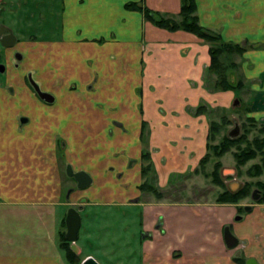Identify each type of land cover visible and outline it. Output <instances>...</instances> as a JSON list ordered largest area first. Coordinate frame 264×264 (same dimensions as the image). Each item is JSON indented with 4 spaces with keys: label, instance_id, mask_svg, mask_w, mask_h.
Wrapping results in <instances>:
<instances>
[{
    "label": "crops",
    "instance_id": "crops-1",
    "mask_svg": "<svg viewBox=\"0 0 264 264\" xmlns=\"http://www.w3.org/2000/svg\"><path fill=\"white\" fill-rule=\"evenodd\" d=\"M144 1L155 12L177 14L180 11V0ZM127 2L60 0L61 12L57 15L55 8L58 0H0L2 18L8 16L6 18L10 22V25L4 26L16 37V44L11 49L17 48L8 54L15 56V51H23L27 55L26 60L21 56L20 61L24 64L15 68L8 62L5 72L0 74V264H64L55 244L54 226L58 212V165L55 163L53 137L55 139L58 135V118H32L29 122L22 118L30 111L26 106L53 108L56 103L53 95L56 97L62 93L64 81H60V78L65 76L58 69L59 47L74 52L75 47L81 46L83 57L92 63L115 64L113 74L112 71L104 73L102 70L98 77L101 90L106 94L114 93V106L137 105L133 95L138 80L133 83V79H138L137 65L140 61L145 66V86L154 87L155 96H161L159 98L164 102V106H142V113L135 108L131 110L130 118L127 113L120 114L122 121H128L132 128L129 134L125 133L121 138V143L129 146L125 152L124 146L120 147L119 175L127 172L129 176L139 174L142 121L150 128L151 160L159 175L160 187L174 171L181 172L187 167L196 166L204 153L205 124L201 118L187 115L184 109L187 105L186 95H192L193 100L195 95L198 94L199 98L203 92L202 75L209 62L207 46L192 34L182 31L172 33L154 27L145 22L138 12L126 10L124 5ZM196 3L200 24L218 31L224 42L264 45V0H196ZM44 25L59 27L61 39L49 36V39L41 40L43 33H40L34 35L37 39L22 40L14 32L18 26L35 27L33 29L39 31V26ZM73 55L62 57L66 83L73 79L69 71V64L74 62ZM243 59L245 78H256L259 83L250 88L258 89L257 94L264 93V49L248 50L243 54ZM124 63H131L133 69L117 71L119 64L123 66ZM31 70L34 71L32 79H38L43 92L53 97L52 103L42 101L29 85L27 76ZM90 76L88 72L86 82H89ZM44 77L51 80L50 92L47 88L49 83L44 81ZM192 82L198 83V86L192 87ZM106 87L113 90L108 91ZM223 95L228 96L230 92ZM62 108L60 110L64 111ZM258 114L264 117V112ZM105 150L100 155L111 154ZM75 157L72 153L71 158ZM102 157L98 162L105 165L113 159ZM131 159L135 164L132 172L126 170ZM113 160L115 162L111 163H117ZM127 178H124L125 181ZM132 184L135 185L134 182ZM232 206L228 205L231 211L234 210ZM170 207L187 208L177 204ZM189 208V211H194L192 206ZM193 213L195 228L204 235L208 231L204 229V221L198 220V214ZM253 213L243 225L234 226V230L237 238L249 243L256 241L254 247L260 248L261 242L264 245V230L261 229L264 214L257 213V210ZM161 224L164 231L170 229L169 226L167 228L165 216ZM155 225L152 226L153 230ZM217 230L218 227L216 233ZM240 233L243 235L239 237ZM157 237L162 239L157 241L158 244L164 240V244L170 247L160 234ZM221 237L225 245L223 235ZM210 243L208 248H204L203 244L198 245L197 252L192 250L196 247H192V243L171 246L170 251L178 248L185 252H196L200 256L198 261L202 263L204 254L215 248L213 239ZM251 248L248 247L250 254L264 264L259 250L253 252Z\"/></svg>",
    "mask_w": 264,
    "mask_h": 264
},
{
    "label": "rangeland",
    "instance_id": "rangeland-1",
    "mask_svg": "<svg viewBox=\"0 0 264 264\" xmlns=\"http://www.w3.org/2000/svg\"><path fill=\"white\" fill-rule=\"evenodd\" d=\"M127 1H135L139 5L147 7L144 0ZM194 1L196 5L195 16L198 19L197 3L196 0ZM58 2L55 12L57 11V15H60V0ZM156 13L160 14L162 18L172 19L177 23L182 20L178 15L179 12L177 14ZM139 14L145 22L150 23L141 13ZM2 17L0 13V26L10 25L9 20L6 18L8 16L4 15V19ZM198 24L205 29L207 36H220L218 31L203 27L199 19ZM33 28L35 27L27 28L23 26L21 28L18 26L14 29V32L22 40L37 39L38 37L34 35L40 33H43L40 36L41 40L50 37L61 39L59 27L50 28L49 25H44L43 27L39 26V31ZM195 37L207 46L208 55L209 49L218 45V41L211 42L209 37L206 40ZM221 41L224 42L222 38ZM239 45L244 48L241 54L224 52L219 57L224 68L221 71L224 73L227 84L232 87L231 89L221 91L217 88V83L218 87H221L219 84L221 80L211 73L209 55V62L204 67L202 75L203 92L201 96L198 98L197 94L193 100L192 95L185 96L187 105L184 112L192 117L201 118L205 124V150L198 159L196 166L190 169L187 167L181 172L174 171L169 175L163 187L159 186V175L154 170V164L151 160L152 150H150L148 139L150 128L143 121L140 123L139 133L141 145L139 174L129 176L127 172L124 175H119V171H117L120 170L118 166V163L121 162L120 147L124 146L125 152L129 146L123 142L121 143V138L124 137L122 135L129 134L132 128L128 121H122L120 114L127 113L128 118H130L131 110L135 108H138L139 112L142 113V106H164V102L159 98L161 96H155L154 87L148 88L147 85L145 86L143 61H140L137 65L138 79H133V83L138 80L133 95L138 102L137 105L114 106V93L106 94L103 89L101 90L98 77L102 70H104V73L105 71L107 73L112 71L113 74L115 64L92 63L83 57L81 46L75 47L74 52L71 49L70 51L66 50V47L58 48V69L59 73L65 76L60 78V81H64L62 93L57 94L56 97L53 95L56 102L53 108L26 106L30 108V111L22 118L25 122L31 121L32 118L43 120L58 118V135L55 136V139L53 137L55 163L58 165L56 185L58 212L54 226L55 244L64 264H80L86 257H93L99 264H198L200 262L198 261L200 256L196 253L198 245L203 244L205 245L204 248H208V245L212 244L210 243L212 239L215 248L210 249V253H205L202 263L199 264H234L233 254L236 251L246 250L247 252H244L246 256H253L248 251V247H252L253 252L259 250L264 258V245H262V242L260 248L254 247L255 240L251 243L243 242L237 238L238 236L234 230V226L237 224L243 225L246 219L254 214V210H257V213L264 214V203L251 200V193L255 188L251 187L248 197L237 201L236 204L223 203L220 200L225 190L232 192V184H235L233 189L236 192L245 183L255 184L257 181H263L264 175L249 177L246 174L247 170L255 164L262 165L261 159L257 156L244 165H238L235 154L246 147L244 143L226 149L218 156L214 154L224 136H227L235 126L240 131L239 135H245L247 142H252L253 138L258 136L259 127L264 125V117L258 114L264 112V93L257 94L256 90L258 89H251L252 85L259 84L258 80L256 78L252 80L245 78L242 71V64L245 62L243 54L248 50L264 49V45H254L252 43ZM16 48L7 50L0 48V64L5 66L9 62L15 68L19 64H24L21 61V63L17 62L13 55L8 54ZM55 50L53 48L54 52H56ZM15 54H20L26 60L27 55L25 56L23 51H15ZM66 54L75 55L72 58L74 62L69 64V71L73 79L68 83H66V73H63L65 69L62 62V57ZM135 65L133 64V66ZM111 67H113L112 70ZM119 69L125 72L127 70L131 71L133 68L131 63H124L123 66L119 64L117 71ZM30 72L28 75L31 74L32 77L34 71L31 70ZM88 72L91 73V79L86 82L85 77ZM43 75L46 76L47 73L44 72ZM43 79L46 83H49L47 88L49 87L50 92V78L44 77ZM37 80L34 78V82L40 88ZM72 80H75V82H71ZM191 86L197 87L198 83L192 82ZM109 88L106 87L105 89L108 91L113 90V88ZM40 90L43 92L41 88ZM227 92H230V95H223ZM194 100L195 103L193 104ZM235 102H237L236 105H234ZM62 107H64V111L60 110L63 109ZM212 124L216 127L215 129L211 128ZM105 148L109 149L105 150ZM103 150L106 153L110 151L111 154L100 155ZM72 153L76 155L73 159L71 158ZM206 154L209 157L202 162ZM102 156L115 159L117 161L116 165L111 163L114 161L113 159L106 165L101 161L98 162L101 160L99 157ZM129 162L126 170L132 172L135 164L133 159ZM68 165L71 166L73 172L83 171L87 173L93 180L91 186L86 190H78L76 183L66 174ZM217 166L218 183L214 178V171ZM143 171H145L144 174ZM126 177H128V180L125 181L124 178ZM176 204L187 208L170 207ZM228 205H233L234 210H229ZM189 206H192L193 212L198 214V220L204 221V229L208 230L204 235L198 233L195 228V214L188 210L190 209ZM245 206H252V211L245 212L243 209ZM69 208L79 210L81 216V227L76 242V245L80 248V254L78 256L74 255V258L69 257L68 253L64 252L61 247L65 235V215ZM164 216L167 228L169 226L170 229H165L166 232L162 229L163 227L159 229L160 231L153 230V224L162 222ZM237 216L241 218L239 221L235 220ZM226 226L231 228V233L240 241V244L234 250H227L222 242L221 236ZM217 227L218 232L216 233ZM261 229L264 230V223ZM143 232L145 236H142ZM149 233L151 238L147 236ZM158 234L165 239L170 247L164 244V240L161 242L162 239L157 237ZM211 234L213 235L211 236ZM242 235L240 233L239 237ZM255 237L257 238L256 235ZM159 240H161V245L157 243ZM186 243H192V247L196 246L195 249H192L196 252H188V250L185 252L178 250V248L176 251H170L171 246L178 245L180 247V245L183 246L182 244Z\"/></svg>",
    "mask_w": 264,
    "mask_h": 264
},
{
    "label": "trees",
    "instance_id": "trees-1",
    "mask_svg": "<svg viewBox=\"0 0 264 264\" xmlns=\"http://www.w3.org/2000/svg\"><path fill=\"white\" fill-rule=\"evenodd\" d=\"M180 4V11L178 13L179 17L182 19L180 23H177L172 19L162 18L160 14L149 10L143 5H139L135 1H129L125 3L124 8L128 11L141 13L147 21L152 23L157 28L169 32L184 31L193 34L203 40H206L209 37L211 38V42L218 41V45L213 46L209 49L211 62L210 70L212 74H215L221 80V83H219L221 87H218V83L216 85L219 90L226 91L231 89L232 87L227 84L224 73H222L221 71V69L224 70V68L222 67L219 57L221 56V53L224 52L241 54L244 48L239 44L222 42L219 35H217L216 37L212 35L207 36L205 33V29L200 27V25L198 24L197 16H195L196 5L194 0H180ZM211 128L215 129L216 127L212 124ZM258 132V136L253 138L252 142H247L248 140H246L247 137L245 135H239L237 138L234 139H231L228 136H224L219 148L214 151L215 153H213L218 156V154L224 152L226 149H230L231 147L236 146L237 144L244 143L246 147L235 154L237 163L238 165H244L249 160H252L259 156L262 165L255 164L251 167V169L247 170L246 174L249 177H260L264 175V125L259 127ZM213 149L214 146L211 148V150L213 151ZM208 154L204 156L202 162H204L209 157ZM216 168L217 169H215L214 171V178L216 180V183H218V166ZM144 173L145 171H143V174ZM251 187H254L261 193V198L259 201L261 203H264V179L263 181H257L255 184L245 183L243 187L236 192H230L225 190L223 192V197L220 200L223 203L236 204L237 201L248 197ZM68 244L69 243L66 242L65 238L62 239V249L64 250V252L68 253L69 257L74 258L75 254L70 250Z\"/></svg>",
    "mask_w": 264,
    "mask_h": 264
},
{
    "label": "water",
    "instance_id": "water-1",
    "mask_svg": "<svg viewBox=\"0 0 264 264\" xmlns=\"http://www.w3.org/2000/svg\"><path fill=\"white\" fill-rule=\"evenodd\" d=\"M16 44V37L12 33V31L1 25L0 26V48L2 49H11ZM14 59L16 61L21 60L20 54H15ZM5 72V66L3 64H0V74H3ZM28 83L35 92V94L44 102L46 103H52L53 97L47 93H44L40 90L39 86L34 82L32 77L30 75L27 76ZM237 102H235L234 105H236ZM240 134V131L237 126L233 130H231L228 133V137L231 139L237 138ZM66 174L69 178L73 179V181L76 183V187L78 190L82 191L87 188H89L92 184L91 177L83 172H73L70 165L66 167ZM235 184H232L231 190L234 192ZM260 199V192L258 190H253L251 193V200L254 202H257ZM252 209L251 206H245L244 211L250 212ZM241 218L237 216L235 218L236 221H239ZM65 225V235L64 238L66 242H68L70 250L78 256L80 254V248L76 245V242L78 240V233L81 227V216L79 210L75 208H69L65 215L64 220ZM223 240L225 243V246L229 249H232L236 247L239 243L238 239L231 233V230L228 226H226L223 230ZM80 264H99L93 257H86L81 261ZM247 264H257L254 259H250Z\"/></svg>",
    "mask_w": 264,
    "mask_h": 264
},
{
    "label": "flooded vegetation",
    "instance_id": "flooded-vegetation-1",
    "mask_svg": "<svg viewBox=\"0 0 264 264\" xmlns=\"http://www.w3.org/2000/svg\"><path fill=\"white\" fill-rule=\"evenodd\" d=\"M255 190H257V189H255ZM260 198H261V193H260ZM260 200V199H259ZM258 200V201H259ZM257 201V202H258ZM252 207V206H251ZM244 209V208H243ZM251 211H252V209H251ZM250 211V212H251ZM161 226H162V224H161V222H158L156 225H155V230H158V229H160L161 228ZM231 230V229H230ZM142 236H145V234H144V232L142 233ZM147 236L148 237H150L151 238V234H147ZM239 241V240H238ZM240 244V241H239V243H238V245ZM238 245L236 246V247H234V248H232V249H229V248H227L228 250H234V249H236L237 247H238ZM244 252L246 253V250H241V251H236L234 254H233V262H234V264H247V262L250 260V259H254L255 261H256V263L257 264H260L259 262H258V260L254 257V256H252V257H248V256H246L245 254H244ZM244 255H245V258H244ZM236 262V263H235Z\"/></svg>",
    "mask_w": 264,
    "mask_h": 264
}]
</instances>
